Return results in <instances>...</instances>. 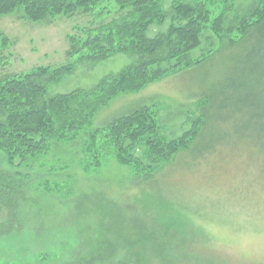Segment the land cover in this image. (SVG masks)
<instances>
[{
  "label": "rangeland",
  "instance_id": "rangeland-1",
  "mask_svg": "<svg viewBox=\"0 0 264 264\" xmlns=\"http://www.w3.org/2000/svg\"><path fill=\"white\" fill-rule=\"evenodd\" d=\"M171 1L163 0L165 9ZM230 1L235 9L253 0ZM109 8L110 15L96 9L37 23L21 9L1 17L0 80L76 64L67 37L119 16ZM168 25L152 26L148 35ZM210 37L191 55L212 50L203 64L116 97L74 141L15 169L27 184L16 217L9 222L0 213V231L9 230L0 232V264H264V44L255 37L219 49ZM130 63L116 54L92 68L76 64L50 93L87 89ZM143 108L167 140L194 121L203 128L147 178L119 165L110 148H101L95 167L84 153L86 133ZM4 156L0 170H9Z\"/></svg>",
  "mask_w": 264,
  "mask_h": 264
},
{
  "label": "trees",
  "instance_id": "trees-1",
  "mask_svg": "<svg viewBox=\"0 0 264 264\" xmlns=\"http://www.w3.org/2000/svg\"><path fill=\"white\" fill-rule=\"evenodd\" d=\"M109 4L119 16L68 36V56L76 57V64L92 68L123 54L131 63L120 72L105 76L87 89L56 94L50 93L51 87L73 75L76 64L37 67L0 80V152L9 168L0 170V213L5 212L9 222L16 217L23 199L21 190L27 184L15 169L29 167L59 142L74 141L113 99L203 64L212 50L203 58L193 59L191 55L209 42L210 35L219 43V49L235 48L255 37L264 44V0H253L235 9L230 0H172L168 9L163 0H0V18L17 9L33 23L92 14L96 9H100L99 14L110 15ZM166 21V31L148 35L150 27L162 26ZM261 56L264 59V53ZM200 117L204 121L203 115ZM194 122L183 136L167 140L158 131L155 114L148 108L138 109L105 126L100 131L101 146L99 130L87 132L84 153L98 167L101 148H110L119 165L147 178L158 165L170 162L193 145L203 128L202 123L198 131V121Z\"/></svg>",
  "mask_w": 264,
  "mask_h": 264
}]
</instances>
